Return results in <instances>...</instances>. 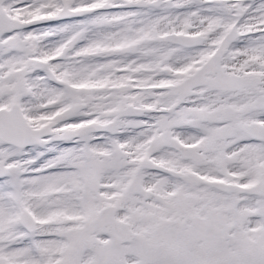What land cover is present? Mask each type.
<instances>
[{"label":"snow or ice","instance_id":"1","mask_svg":"<svg viewBox=\"0 0 264 264\" xmlns=\"http://www.w3.org/2000/svg\"><path fill=\"white\" fill-rule=\"evenodd\" d=\"M0 264H264V0H0Z\"/></svg>","mask_w":264,"mask_h":264}]
</instances>
